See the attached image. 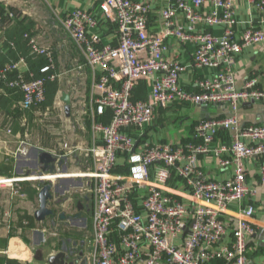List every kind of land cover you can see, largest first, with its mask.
I'll use <instances>...</instances> for the list:
<instances>
[{"label": "built area", "instance_id": "1", "mask_svg": "<svg viewBox=\"0 0 264 264\" xmlns=\"http://www.w3.org/2000/svg\"><path fill=\"white\" fill-rule=\"evenodd\" d=\"M167 1L160 12L162 29L150 33L149 2L101 0V15L117 26L113 45L103 44L91 32L99 19L85 9L75 8L61 19L86 64L100 69L90 102L93 141L85 148L90 164L80 171L90 185L93 201L88 264H257L247 252V241L256 232L254 206L240 207L234 220L228 210L231 204H240L256 193L247 183L245 160H259V183L264 184V122L243 124L237 117L241 104L249 105L264 95L256 77L238 87L234 70V60L244 48L264 42V30L250 25L237 35L240 22L233 11L234 0ZM244 1L257 9L264 22V0ZM206 2L211 8L204 11ZM178 13L183 23L175 22ZM213 26H222L223 33L214 34L208 29ZM170 36L194 44L190 64L165 57V40ZM24 37L32 53L47 58L40 72L50 71L35 77L22 56L0 67V80L21 92L17 105L25 111L44 102L46 82L57 75L51 49L28 34ZM20 65L27 78L19 72ZM191 67L212 72L195 78L193 88L185 89L180 80ZM140 80L148 82V96L133 98V88ZM176 102L228 105L230 113L198 121L196 143L162 141L138 146L129 131L150 125L157 107ZM105 115L107 120H98ZM221 128L232 132L229 147L216 143ZM72 151L70 147L67 155ZM200 154L212 155L222 168L231 167L229 175L224 179L203 176ZM61 167L56 163L53 176L46 178H59ZM173 175L184 182L190 205L166 189Z\"/></svg>", "mask_w": 264, "mask_h": 264}, {"label": "crops", "instance_id": "2", "mask_svg": "<svg viewBox=\"0 0 264 264\" xmlns=\"http://www.w3.org/2000/svg\"><path fill=\"white\" fill-rule=\"evenodd\" d=\"M100 1L101 0H18V3L16 4V6L18 5V8H15L13 12L9 13L5 22L0 24V52L2 54L6 52L3 44L7 38V30L13 29V31L20 30V32H22L27 27L24 34H28V36L34 38L41 46L49 47L53 56V50L63 52L65 60H68L70 65L74 66L72 68L73 72L71 74V78L78 85L80 84L79 88L76 90L77 92H80L78 99L86 106L85 112L86 115L89 116V135L87 141H84L85 143L76 138H74L71 143V147H73V144L76 143V147L73 148H79L80 150L78 158L74 157V151L67 155L66 149L63 153L58 155H55L51 151H46L53 154L57 161L63 155L66 157L64 159V163L61 164L62 168H64L62 170L65 171L71 167H73L72 170L74 171L77 169H81V171H83L85 168L82 169V165L87 168L90 164L89 159L85 155V148L91 145L93 141V135L90 130L93 109L91 108L90 102L94 93L92 86L93 81L100 74V69L93 68L86 64L85 57L81 49L62 27L61 19L75 8L85 9L99 19L98 26L93 28L91 32L97 33L103 44H116L118 38L117 26L114 22L101 15L98 9ZM140 1H147L150 4V11L147 20L148 31L150 33L160 31L163 27L160 12L168 4V1ZM210 8L211 4L206 2L203 10L207 11ZM233 11L235 17L240 22L235 28L237 35H239L245 27L250 25L260 27L264 30V22H260L259 12L255 7L248 4L244 0H234ZM174 20L176 23L184 22L183 16L180 13L176 14ZM29 21L33 22L35 25L31 26L32 24H29ZM200 28L202 29L203 26ZM208 29L216 35L223 33L222 26H213ZM11 42L14 44L13 41H10L9 45ZM165 42L167 43L165 57L177 58L185 64H190L192 62V54L194 50V44L192 42H182L174 36L166 38ZM13 46H11V48ZM74 52H77L81 59V61L75 65L74 63L76 59ZM9 61L4 62L3 64ZM234 70L235 83L238 87H242L249 78L256 77L258 80L257 87L264 95V42L244 48L234 60ZM19 72L23 73L24 77H28L24 67L21 65L19 67ZM211 72L212 71L210 69L191 67L182 75L180 83L185 89H192V82L195 78L203 75H209ZM11 75H14V73L12 72ZM59 78L60 77L57 75V93L60 95L61 99L62 94L66 92H63L60 89L61 79ZM148 93V82L146 80H140L134 86L132 96L133 98H146ZM32 113H35L34 107L24 111L19 110L17 103L12 105L10 116H17L18 118L10 120V128H8L10 132L6 131L8 134L4 133L0 137V161L5 160V162H10L13 166L11 177L0 175V196L3 195L4 198L3 202L0 201L1 264L4 263L3 257L13 259L14 262L19 264H48L46 261L47 257L50 254L58 252L62 246L61 243L63 242L60 240L59 249H57L58 251H54V248L56 247L55 240L53 238L46 240L47 237L43 231L47 227H54L58 213H54L55 215L52 216H47L42 221H37L34 218V212L38 207V192L41 187L38 179L36 178L40 172L36 175V170L39 169L41 172L47 171L49 173L54 172L57 161L54 163V168L50 169L48 167L47 169H44L45 165L39 161L40 153L44 150L37 146H30L31 148L26 151L28 143L25 141L23 142L22 136L25 130L24 125L26 123L30 124L33 121L34 115ZM229 113L230 107L228 105L211 104L206 106H197L191 103L176 102L165 107H157L155 109V119L150 125L145 126L141 130H131L129 133L137 139L138 146L142 145L144 142L153 143L162 141L182 144L190 142L196 143L199 141V138L195 136L194 127L198 121L206 118L229 115ZM171 117L179 118V121L176 123L178 125L176 132L169 126V119ZM237 117L243 124L263 123L264 96L261 99L251 102L249 105L241 104L237 110ZM107 119V115L98 117V120ZM231 133V130L224 128L219 129L216 135V143L229 147L231 143ZM65 145L66 144H64V146ZM199 165L203 176L212 179H224L231 171V167L222 168L218 166L215 159L210 154H200ZM244 166L247 174V183L249 187L256 188V193L254 195L247 196L240 204H231L229 206L228 216L234 220L235 216L238 215L240 207L246 205L254 206L255 214L253 217V225L256 232L247 241V252L257 264H264V184L259 183V160L257 158H249L245 160ZM26 169L30 170L28 173L30 175L24 178V172ZM65 171L59 175L60 177L57 178V180L60 179L61 182H65L71 180L69 177L82 176L81 172L78 171H75V173ZM3 177L14 178L16 180L12 182L4 181L1 180ZM44 177L46 178L50 176L47 175ZM55 180L56 179H50L53 185V199L50 203L53 204L56 198L62 197L63 199H66L65 203L62 204L65 205L66 208L70 209V196H72L71 192L72 190H75V192L82 191L80 190L81 188L79 189L78 187L81 185L83 186V183H74L72 184L73 188H71V185H64L63 187L62 184H57ZM85 183L86 189H89L91 192L88 181L86 180ZM166 189L174 196L181 199L184 203L189 205L192 203L190 194L187 192L184 182L175 175H173L167 183ZM65 194L70 195L69 197H65L67 196ZM78 211L79 209L77 208L72 212H67L72 213L69 215L71 217L63 221H68L71 227H76V229L78 228L80 231H89L91 236V220H89V224L86 219L87 217L83 212L84 209H80V217L74 218V214ZM91 215L92 212L90 216ZM59 220L61 221L62 219ZM40 224H44L42 228L39 227ZM11 231L13 233H10ZM58 233L59 231L55 232V234ZM65 238V240L68 238H73V240L76 238L77 241L83 240V238H78L75 234L67 235ZM2 241L5 242L3 245L4 247L1 245ZM83 241L85 243L84 249L86 255L88 251L87 240L84 239Z\"/></svg>", "mask_w": 264, "mask_h": 264}, {"label": "rangeland", "instance_id": "3", "mask_svg": "<svg viewBox=\"0 0 264 264\" xmlns=\"http://www.w3.org/2000/svg\"><path fill=\"white\" fill-rule=\"evenodd\" d=\"M18 0H0V10L2 11V15L0 16V24L2 22H5L6 17L9 15V13L13 12L14 9L18 8ZM54 56H55V68L53 72L60 77L61 79V90L63 92H66L71 97V113L67 117L64 114V103L60 99V95L58 93L56 94L55 101L50 106H44V105H38L35 108V113H32L34 116L32 123H26L24 125V133L22 136L23 142H27L28 146L26 151H28L31 147L30 146H37L44 151H51L55 155L63 153V151L68 150L71 147V143L74 138L78 140L87 141L88 135H89V116L86 115V106L82 101L78 99V96L80 92H77V88H79L80 84L78 85L74 80L71 78L72 74V68L74 66L70 65L69 61L65 60L63 52H57V50H53ZM75 55V64L79 63L81 61L80 56L77 52H74ZM73 102V103H72ZM11 112H4L0 110V137L1 135L8 134L9 132L8 128H10V120L18 118L17 116H10ZM170 121V128L173 129L175 132L177 131L178 125L176 124L179 121L178 117H171L169 119ZM85 143V142H84ZM64 144H67L65 147ZM84 145V144H83ZM86 169V166L84 167L82 165V169ZM64 168L61 167L60 171ZM73 167L68 168L65 172H80L81 169L72 170ZM30 170L26 169L24 172L25 176L28 177L30 174ZM41 172V170H36V175ZM43 172V171H42ZM61 172V173H62ZM45 174H48L49 172L45 171L43 172ZM6 178V177H3ZM71 180L61 182L59 180H55L57 184H62L70 186L73 188L72 184L74 183H83V186L81 185L78 187L82 191L75 192V190L71 192V208H66L65 205H57L55 207L57 213L58 211L61 212H72L76 209L75 202L78 199L82 200L84 203L83 196H86L88 201L86 202V208H84V214L86 215L87 222L91 220V212H92V194L89 191V189H86V183L85 179L78 176L69 177ZM67 180V179H65ZM83 188V189H82ZM69 197L68 194H65ZM62 198V197H61ZM3 195L0 196V201L3 200ZM65 203V202H64ZM57 219V220H56ZM56 222L54 224V227L45 228L43 231L47 237L46 240H49V238H53L56 242V247L54 248V251L59 249V241H64L67 237V235L75 234L78 238H83V240H87L88 237H90V232L86 231H80L76 227H71L69 225L68 221L59 220L56 216ZM90 224V222H89ZM44 224H40L39 227H43ZM46 225V224H45ZM89 229V228H88ZM56 231H59L58 234H55ZM53 232V233H52ZM10 233H13L12 231ZM22 239V238H21ZM25 239V238H24ZM23 239V241H24ZM4 241H2L1 245H4ZM4 247V246H3ZM58 251V250H57ZM0 255V264L2 263ZM5 263V262H4ZM3 263V264H4Z\"/></svg>", "mask_w": 264, "mask_h": 264}, {"label": "trees", "instance_id": "4", "mask_svg": "<svg viewBox=\"0 0 264 264\" xmlns=\"http://www.w3.org/2000/svg\"><path fill=\"white\" fill-rule=\"evenodd\" d=\"M2 15V11L0 10V16ZM31 26H34L33 22L29 21ZM27 28V27H26ZM25 28V30H27ZM20 32V30L8 29L6 32V40L3 44L6 52L2 54L0 52V67L3 66L4 62L9 60H16L19 56H23L29 68L33 71L35 77H40L42 75H48L50 73H41L40 68L47 63V58L44 55H37L31 52L30 47L28 45V39L24 37V32ZM13 41L14 46L11 48L9 42ZM58 89V82L55 78L54 80H48L45 85V100L42 103L44 106H50L53 104L55 100V95ZM21 98V92L14 87H9L5 82L0 80V110L4 112H11V106L15 105L18 100ZM29 114V113H28ZM19 115V114H17ZM13 171V166L10 162H5V160L0 161V175H4L6 177H11ZM32 219L31 217H29ZM4 262L16 263L13 259H9L3 257Z\"/></svg>", "mask_w": 264, "mask_h": 264}, {"label": "water", "instance_id": "5", "mask_svg": "<svg viewBox=\"0 0 264 264\" xmlns=\"http://www.w3.org/2000/svg\"><path fill=\"white\" fill-rule=\"evenodd\" d=\"M61 100L64 103V113L66 116H69L71 113L69 94L63 93L61 96ZM73 147H76V143L73 144ZM79 152H80L79 148L74 149V157L75 158H78ZM39 161L45 165L44 169H47L48 167L50 169H52V168H54V163L57 160H56V157L53 154H51L50 152L43 151L40 153ZM63 163H64V157L60 158L57 161L58 165H61ZM53 174H54L53 172H50L48 174H44L43 172H40L38 174V176H36V178L39 181V184L41 185L39 192H38V207H37L36 211L34 212V218L37 221H42L47 216L54 215L53 210L49 207V203L53 199V194H52L53 185H52L49 178L44 177L46 175L53 176ZM78 209H79V211L76 214H74V216H73L74 218L80 217V214H81L80 213V209H81L80 205H78ZM64 216L65 215L63 213L60 214L61 218ZM72 253L73 252H71V251L67 252L64 245H62L60 250L56 253L50 254L47 257L46 261L48 264H72L73 263L72 260L67 262V260L70 258Z\"/></svg>", "mask_w": 264, "mask_h": 264}, {"label": "flooded vegetation", "instance_id": "6", "mask_svg": "<svg viewBox=\"0 0 264 264\" xmlns=\"http://www.w3.org/2000/svg\"><path fill=\"white\" fill-rule=\"evenodd\" d=\"M83 198H84V203H83L82 200H80V199L77 198V200L75 202L76 209L78 208V205L81 206V209L86 208V206H87L86 205V202L88 201V199H87L86 196H83ZM62 199L63 198H56L55 201L53 202V204L52 203H49V207L53 210V212L55 211L54 212L55 214L57 213V211L55 209V207L57 206V204H62L66 200V199H63V200ZM60 214H61V211L58 212V215H60ZM63 214L65 215L64 217L60 218V216H58V215H57V217L59 219L66 220L69 217H71L69 215H71L72 213H67V212L65 213V212H63ZM78 241H77L76 238H74V240H73V238H68L67 240H64L61 243V245H64V247H65V249H66L67 252L68 251L73 252L72 255L70 256V258L67 260V262H69V261L72 260L73 261L72 264H88V260H87V257L85 255V249H84L85 248V243H84L83 240L82 241L81 240H78Z\"/></svg>", "mask_w": 264, "mask_h": 264}, {"label": "bare ground", "instance_id": "7", "mask_svg": "<svg viewBox=\"0 0 264 264\" xmlns=\"http://www.w3.org/2000/svg\"><path fill=\"white\" fill-rule=\"evenodd\" d=\"M50 177H52V176H50Z\"/></svg>", "mask_w": 264, "mask_h": 264}]
</instances>
